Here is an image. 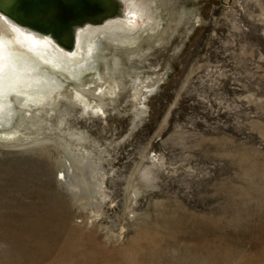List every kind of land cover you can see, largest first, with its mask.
<instances>
[{"label":"rangeland","instance_id":"rangeland-1","mask_svg":"<svg viewBox=\"0 0 264 264\" xmlns=\"http://www.w3.org/2000/svg\"><path fill=\"white\" fill-rule=\"evenodd\" d=\"M118 2L0 114V264H264V0Z\"/></svg>","mask_w":264,"mask_h":264},{"label":"bare ground","instance_id":"bare-ground-1","mask_svg":"<svg viewBox=\"0 0 264 264\" xmlns=\"http://www.w3.org/2000/svg\"><path fill=\"white\" fill-rule=\"evenodd\" d=\"M44 2L50 5L42 10L39 6ZM118 5V0H0V114L11 94L26 107L37 87H48L49 79L36 78L39 69L51 66L67 71L65 66L72 65L69 60L78 63L75 48L81 42L76 29L101 27L107 18L122 23ZM65 167L72 174L70 165Z\"/></svg>","mask_w":264,"mask_h":264}]
</instances>
